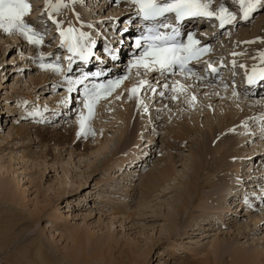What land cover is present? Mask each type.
Listing matches in <instances>:
<instances>
[{
	"label": "rangeland",
	"instance_id": "1",
	"mask_svg": "<svg viewBox=\"0 0 264 264\" xmlns=\"http://www.w3.org/2000/svg\"><path fill=\"white\" fill-rule=\"evenodd\" d=\"M207 1L209 0L202 3H208V11L213 14L220 13L219 10L223 8L221 3H229L226 8L233 7L230 12L235 16L233 25L229 23L223 32L213 38V45L217 51H223L224 57L223 66L220 67L223 78H220V75H213L215 80L213 83H219L216 81L219 79H222L221 82L231 79L236 84V87H231L232 89L235 87L233 91L238 89L240 92L234 94L230 89L221 90L220 85L215 87L212 84L213 87L208 85L211 88L207 91L202 90V86L198 88L194 83L192 94L195 100H198L197 103H193L194 109L188 107L186 102V99L190 100L189 104L194 102L191 100L192 95L189 94L193 92L191 87V92L183 91L184 98H182V93L172 92L170 82L153 81L151 78L146 80L148 84L140 89L137 98L134 95L137 99L134 105L132 102L134 97L129 94L123 83L121 84L123 89L120 88L118 92H113L111 97L108 96L110 98L106 100L104 98L96 104L94 116L88 122L91 134L87 131L82 138L80 134V138L72 140L71 132L73 130L76 134L81 113L86 117L87 109L84 108L82 101L70 99L71 96H68L69 100L65 98L61 108H54L55 113H51L53 117L44 128L50 126L52 130L39 134L45 137L44 143L36 134L29 137L31 142L24 137L22 139L19 135H14L10 137L11 139H8L10 135L7 138L1 137L0 264H32V262L34 264H203L200 261L203 260L205 253H210L212 261L217 259L216 255L221 253V250L216 249L217 243L220 246L227 244L228 248L232 249L221 255L220 261L216 262L232 264L230 255L236 251H264V218L258 222V217L264 214V197H260L259 204L251 201L247 203L249 194H253L248 190L251 186L246 184L245 187L239 186L238 190L240 189L241 194L245 191L244 194L250 193L246 197L241 194L237 196L234 195L237 192L231 181L225 191L226 194L224 193L226 197L215 202L207 192L213 180L207 179L208 171L203 170L196 176V185H199V189L191 199V205L186 207L183 203V193L187 186L185 183L188 184L194 178L193 163L196 149L199 147V139L202 135H206L211 125L226 122L228 120L224 116L226 113L240 116L243 125H232L229 128V134L241 144L239 150L234 148L230 151L234 157L239 155L238 159L230 163L232 166H229L227 171L231 173L230 178L237 179L238 173L240 176L243 173L248 174L253 169L251 171L247 169L255 167L252 164H257V167L264 161V115H261L264 110L260 107L264 104V100L258 99L263 98L264 93L259 95L256 92L260 93V91H255L251 86L250 93L247 92L244 83L246 78L249 80L250 75L244 77V80L242 78L244 73H241L242 69L250 70L254 66L245 65L246 59H250L249 63L254 60L248 52L255 47L248 48L249 45L264 47V0H260L255 9L249 13L248 16L252 17L248 21L238 23L236 20L244 13L241 0ZM44 2H47L48 8H53L62 20H68L65 22L72 19L73 25L76 23L73 17L77 13L78 20L85 24V27L89 26L90 33L99 26L100 23L97 25L95 22L102 14L103 17L108 18L105 20L108 23L105 28L108 29L112 28L109 26L111 17L118 16L117 22L121 24L118 33L127 25L124 24V18L130 15L126 13L122 18V15H119L122 10H114L115 6L121 8L125 0L119 3L120 6L115 5V0H69L66 5V1L61 0L63 6L59 10L54 7L60 4L59 0H28L30 12L27 16L33 28L41 31L42 37L47 33H42L45 29L39 27L38 21L45 22V20L31 19L37 14L39 18H43L44 5H46ZM247 2L248 0H245V3ZM73 8L75 10L69 13L68 10L71 11ZM109 10L113 13L110 16H108ZM129 12L133 13L130 10ZM27 16L24 18L25 22L28 20ZM215 17L211 19V25L215 23ZM203 21L193 20L189 27L195 30H213L210 23ZM201 24H204V27L198 28ZM46 26L49 28V25ZM118 27L110 30L114 33V37L115 33L117 35ZM101 30L103 31L104 27ZM14 33L15 35L11 34L10 38L7 36L0 39V124L2 126L5 118L12 117L11 111L12 113L20 111L21 108L18 107L21 104L29 105L33 102H36L33 103L34 105L37 104L40 93L36 90L40 87L43 90H48L44 88L51 90L52 85L56 83L57 86H68V80L64 81L60 76L54 79L49 76L45 86L33 85V79L38 81L42 76L44 77V74L39 73L41 67L37 65V62L40 64L37 60H40L41 54L43 56L48 54L49 51L46 49L51 47V39L44 38L42 45L30 48V45L25 44L26 42L20 41L18 38L20 33ZM194 33L198 34L197 31ZM25 40L27 41L26 38ZM128 50L120 46L121 53L125 54V51L128 53ZM261 54H264V50L257 57V61L260 59L258 64L263 62L261 65L257 64V69L264 66V57ZM224 64L230 66L227 68ZM230 74L231 77H228ZM256 74H262L261 70L254 75ZM45 75L47 77L48 74ZM141 77L142 75L138 76L136 82ZM131 81L135 80L123 82L133 84ZM164 84L170 85L165 89ZM227 85L229 87L232 82ZM57 86L56 90L60 89L61 93L67 94L62 90L63 88ZM145 88L147 91L144 90ZM215 88L222 94L217 95ZM19 94H24L26 97H20ZM214 94L217 97H214ZM232 94L236 98H233ZM173 95H177V101L172 99ZM59 96L61 94H58ZM124 105L134 106L132 118L128 117V112H124ZM7 112L9 115L6 114ZM251 113L257 117L254 118ZM55 115L59 117L55 118ZM133 118L140 122L135 143L132 147H121V141L129 135L131 125L134 124ZM154 124L156 126L151 127ZM7 125H10V122H7ZM38 125L34 124V126ZM184 125L197 130L191 131L192 135L188 137L182 149L167 147L169 140L170 145L173 142L172 145L176 146L171 137ZM55 130L65 137L56 138ZM84 144L89 146H83ZM27 153H30V157L26 159L24 155ZM44 156L47 157L48 166L44 165ZM169 157L177 161L173 169L174 174L159 182L156 178L161 177V173L167 167H171L172 160H169ZM216 157L211 156L208 160ZM13 185L19 188L18 194L25 193L21 205L17 202L13 203L9 198L8 190H11ZM150 185L152 191L148 190ZM243 188L246 190L244 191ZM160 189L168 191L163 194ZM235 196L242 202L246 198L243 202L246 206L243 211L234 208L238 201ZM233 200L234 205L230 202ZM248 204L251 205L247 207ZM178 207L182 208V212L177 214ZM173 228L175 230L172 231ZM75 231H81L86 238L91 237L89 242L85 241L83 245L76 246L71 239V234ZM109 238L110 242H113L112 251H107L109 244L105 243ZM41 248L47 258H42L43 262L42 259L36 258V250ZM96 253L98 256L94 257ZM83 254L89 257L87 262L82 259ZM261 264H264V255Z\"/></svg>",
	"mask_w": 264,
	"mask_h": 264
},
{
	"label": "bare ground",
	"instance_id": "2",
	"mask_svg": "<svg viewBox=\"0 0 264 264\" xmlns=\"http://www.w3.org/2000/svg\"><path fill=\"white\" fill-rule=\"evenodd\" d=\"M124 0H115V2L117 3L118 2V4H116L115 3V5H119V3L120 2H123ZM166 1H169V0H166ZM202 1H206V0H202ZM210 1V0H209ZM209 1H207V2H209ZM26 2H27V0H26ZM61 2V1H60ZM62 3V2H61ZM202 3V2H201ZM222 5H223V8H225L226 9V7L228 6V4L229 3H221ZM220 4V5H221ZM130 5V6H129ZM215 5V4H214ZM120 6V5H119ZM131 6H133V7H131ZM45 7H46V5H45ZM136 7V5L135 4H133L132 2L131 3H127V2H125L124 4H122V7L121 8H118V7H116L115 6V11H117L118 9H121V10H123L124 9V11L126 10V11H128L127 13H129L130 15L129 16H127L126 18H124L123 16H122V18H124L125 19V22H124V24L126 25L125 27H129V28H131V30H127V34H126V37L127 38H133V36H135V33H134V31H135V28H136V25H135V22H133L130 26H128V24H129V22L128 23H126V21H128V20H132L133 18H134V20H135V17L137 16V13H136V11H135V8ZM123 8V9H122ZM233 8H227L226 9V11H227V13L228 12H230L231 10H232ZM129 10L130 11H132L133 13H130L129 12ZM111 11V12H110ZM125 11V12H126ZM71 12H73L72 10H71ZM76 12V11H75ZM53 13H54V11H53ZM136 13V14H135ZM77 14V13H76ZM76 14H75V17H73V20L75 19V18H78L77 16H76ZM113 13H112V10H109V13H108V16H110V15H112ZM220 15V13L217 15V16H219ZM39 16V14H37V16L34 18H32L31 20H34L35 19V21H37V19H39V20H43L42 18H39L38 17ZM104 15L102 14V15H100V19L98 20V21H96L95 23L98 25L99 23V26H97V27H95V30H94V32H91L90 34H91V37H92V39H95L94 40V42L96 41V43H98L97 44V46H96V52L100 55V56H103L104 55V51L105 50H108V49H112L113 47L114 48H116V50H117V52H118V54L119 55H121V54H123L124 52H120V46H123L124 47V45L123 44H121V42H120V44H116V42H117V40H116V42L115 43H112V41H114L115 39H116V37H114L113 35H114V33H112L108 28H105L106 27V25L108 24L107 22H105V20L106 19H108V18H105V17H103ZM27 18H28V16H27ZM29 19L30 18H28V20L25 22V23H27V24H29V25H31V22L29 21ZM193 20H195V21H199V20H204L203 22H206L207 21V24H209V22H210V18H208L207 20L206 19H202V18H195V19H188V20H183L182 22H181V26L182 27H184V28H186V26L187 27H189V25L193 22ZM241 21H242V19H240ZM34 21V22H35ZM112 21L113 20H111L110 22H109V26H111V24H112ZM74 22H76L73 26L75 27V25L78 27V30L80 31H86V32H88V30H86V27H85V24H83L82 22H80V21H74ZM116 23H117V21H115ZM188 22H190V23H188ZM240 22V21H239ZM45 23V24H44ZM51 22H47L46 20H45V22H40V21H38V24H39V27H42V28H44L45 29V32L47 33H50L51 31H52V27L49 25ZM61 24L63 23V21H61L60 22ZM65 23H69V24H72L73 23V21H72V19H70L69 20V22H65ZM186 23H188V24H186ZM45 25H49V28L46 26L45 27ZM184 25V26H183ZM108 26V27H109ZM200 27H198V28H202V27H204V24H201V25H199ZM85 27V29L83 30V28ZM102 27H104V30L102 31L101 30V28ZM31 28H32V30H36V29H34L33 28V26L31 25ZM108 29V30H107ZM127 29V28H126ZM190 29H191V27H190ZM192 30H194V29H192ZM197 31H201V32H203V33H205L206 35H210V38H209V40L208 41H210L212 38H213V36H216L221 30H223L222 28L220 29V28H218L217 27V25H216V23L213 25V30H211V31H207V30H205V29H196ZM36 31H38V30H36ZM102 31V32H101ZM11 34H14L15 35V33L14 32H10V33H5V32H3L2 30H0V39H3L4 37H9L10 38V35ZM116 34V33H115ZM119 35H120V33H118ZM17 35V34H16ZM128 35H131V36H129L128 37ZM46 37H48L47 35L46 36H43V38H45V39H47ZM53 37V36H52ZM109 37V38H108ZM249 37V36H248ZM18 38L20 39V41L22 42H26L25 44L26 45H30V48L31 47H36V45H33V44H30V43H28L26 40H25V37L24 36H22V35H20V36H18ZM111 39V40H110ZM22 42V43H23ZM251 42V41H250ZM255 42V41H254ZM119 43V42H118ZM116 44V45H115ZM133 45H135V42H134V44ZM261 46V45H260ZM256 49H255V48ZM51 47H49V49H50ZM134 48V46H132V47H130L129 48V50H128V53L129 52H131L132 51V49ZM248 48H254V49H251L250 51L251 52H248V54L252 57V58H254V60L251 62V63H249V61L248 60H250V59H246V63H245V65H254V66H252L251 68H250V71L251 72H249V70L248 69H242V71H241V73H244V76L242 77L244 80H245V78L246 77H248L249 75L250 76H252V75H254L255 74V72H257V71H259V70H263L264 69V66H263V68H259V69H257L256 67L258 66V65H261V64H258L259 63V61H260V59L257 61V57H258V55L264 50V47H260V48H258V46L257 45H249V47ZM247 48V49H248ZM48 49V50H49ZM29 50H31V49H29ZM47 50V51H48ZM257 51H258V53H257ZM36 54V53H35ZM233 55H235V54H233ZM39 60V59H38ZM256 61V62H255ZM232 62H233V60H232ZM247 62H248V64H247ZM254 62H255V64H254ZM217 63H218V61L214 64V65H212V67H214L215 69H216V72H211V73H209L208 75H206V74H204V72H203V66H200L199 67V70H202V72L201 73H198V74H196V75H194L193 77H190V78H186V77H183V78H177V77H170V78H165V79H163V80H159L160 82H164V81H168V82H170L171 83V85H172V87H177V88H179L180 86H183V88L185 87V86H189V87H192L193 89H194V87H193V85H194V83H196L197 84V87L198 88H200L201 86L203 87V88H206V90L207 89H210L211 87H209L211 84L213 85V86H218V85H220L221 87L219 88V89H221L222 90V88H226V89H223V90H229L230 89V92H232L234 89H232L231 87L232 86H235L236 87V84L235 83H233L234 81L233 80H231L230 79V81L232 82V85H230L229 87H228V85H227V83H231L230 81H227V82H225L226 80H223L222 82H221V80L222 79H219V80H216L217 82H219V83H213V82H215V80H214V77H213V75H217V76H219L220 75V78H223L222 77V74H220V71H221V68H219V67H216V65H217ZM104 64V63H103ZM103 64L101 65V66H103ZM131 63L129 62L127 65H130ZM231 64V63H230ZM234 64V63H233ZM258 64V65H257ZM37 65H39V64H37ZM115 66H121V64H117V65H115ZM115 66H113V65H110V64H106L104 67H106V68H111V67H113V68H111L110 69V71L112 72V73H116V72H118V68L117 69H115L114 67ZM227 68H228V66H230L229 64L228 65H225ZM37 69V68H36ZM234 69H235V67H234ZM39 73H42V74H44V77L42 76L38 81H36L35 79H33V82H32V84L33 85H37L38 87H40V86H45L46 85V83H48L47 81H48V78H49V76L52 78L53 77V79L55 78V77H57V76H60L61 77V79H63L64 81H65V79H67L68 78V76L67 75H63V73H55V72H53V71H51V70H46V69H42V68H39ZM121 71H123L122 69H121ZM137 72V70L136 69H134L132 72H131V74H133V75H130V77L129 78H127V79H124L123 81H130V80H135V81H131L133 84H127L126 82H122L121 84H123V83H125V84H123L124 86H126V89L129 91V89H131L132 87H134V86H137L138 84H139V81L140 80H148V79H151V78H149L148 77V73L146 74V75H143L142 74V77H141V79L138 81V82H136V78L138 77V75L136 74V72ZM141 72H143V70L141 69L140 70ZM157 73V72H156ZM45 74H48L47 75V77H46V75ZM153 73H151L150 75H152ZM252 74V75H251ZM39 75V74H38ZM39 75V76H40ZM63 75V76H62ZM149 75V76H150ZM231 75L232 74H230L228 77H231ZM140 76V75H139ZM159 76H161V74H159ZM216 76V77H217ZM245 77V78H244ZM212 78V79H211ZM227 79V78H226ZM234 79V78H233ZM61 81V80H60ZM68 82V81H67ZM225 82V83H224ZM64 83V82H63ZM224 83V84H223ZM44 84V85H43ZM119 85L118 87H117V89L115 90V91H119V89L121 88V89H123V87H121V86H123V85ZM137 84V85H136ZM58 85V83H56L55 85H52V87H53V89H51V90H49L50 88H44V89H48V90H43L41 87H40V89L39 90H36V92H38V91H41L40 92V96H39V98L37 99V104L36 105H34L33 103H31V104H33L32 106H33V111L34 112H37V113H39V114H41L40 116H41V118H43L44 119V122H43V124H40V125H38V126H34V124H26L25 126H13V124H14V121L12 122V124H10V126L8 127V128H6V126H2L1 124H0V138L2 137H5L6 136V138L9 136V138L8 139H11L14 135H19V136H21L22 137V139H23V137H24V139L25 140H30L29 139V137L31 136V135H33V134H36L40 139H41V141H43V143H44V139H45V137H43V136H40L39 134H41L42 132H48V130H50L51 128H50V126H49V128L47 127V128H44V126L46 127V123L47 122H50L51 120H50V118L51 117H53V115L51 114V113H49V109L48 110H46V111H44V109H45V105L44 104H42V102H41V99H43V97L42 96H45L44 97V99H43V101H47V100H49V101H52V102H54V105H55V109H57V108H61L62 107V105H64V100H65V98L67 99L68 98V96H70V94L68 93V92H66L65 91V93H67V94H69V95H67V94H64V93H61V91H60V94H61V96H59L58 97V95H56V93L59 91V90H56V86ZM209 85V86H208ZM223 85V86H222ZM226 85V86H225ZM212 86V87H213ZM248 87V88H247ZM125 88V87H124ZM249 88H250V86H249V83L247 84V78H246V82L244 83V89H248L247 90V92H249ZM255 89V91H257V90H259L260 91V93L259 92H256V93H258L259 95L260 94H262V93H264V91L263 90H261V89H259V88H257V87H254ZM141 89V88H140ZM140 89H139V92H140ZM145 91H147V89L145 88L144 89ZM203 90V89H202ZM201 90V91H202ZM196 91V90H195ZM207 91H209V90H207ZM212 91V90H211ZM262 91V92H261ZM116 92V93H117ZM215 92H216V94L217 95H220V91L217 89L216 90V88H215ZM229 92V93H230ZM240 91L238 90V89H236L235 91H233V93H235V94H237V93H239ZM59 93V92H58ZM116 93H114V94H116ZM120 93V92H119ZM167 93H168V91H167ZM210 93V92H209ZM208 93V94H209ZM250 93V92H249ZM59 94V95H60ZM78 94V93H77ZM112 94V93H111ZM113 94V95H114ZM198 95H199V92L197 93ZM213 94V93H212ZM216 94H214L215 96L214 97H217V95ZM222 94V93H221ZM231 94V93H230ZM243 94H245V93H243ZM112 95V96H113ZM165 95V94H164ZM163 95V96H164ZM19 96L20 97H22V96H24V97H26L24 94H19ZM108 96H110L111 97V95H108ZM107 96V98H105L104 100H106V99H108V98H110V97H108ZM136 96V98H137V95H135ZM233 98H236V96L234 95V94H232L231 95ZM41 97V98H40ZM133 97H134V95H133ZM193 96H191V98H192ZM135 97L133 98V104L135 105V100H137ZM188 98H190V95L188 96ZM210 98V97H209ZM219 98H221V97H219ZM103 99V98H102ZM167 99V98H166ZM223 99V98H222ZM258 99H263L264 100V98H258ZM69 100V99H68ZM176 101L178 100V99H175ZM192 100V99H191ZM35 101H36V99H35ZM101 101H103V100H100L99 101V103L101 102ZM164 101V100H163ZM197 101L198 100H194V102H192V104L194 103H197ZM217 101V100H216ZM131 102V103H132ZM186 102L188 103V107H190V108H194L195 109V105L193 104H189V102H190V100L189 99H186ZM83 103V102H82ZM31 104H29V105H27L28 107L31 105ZM84 105V104H83ZM129 105H131V104H129ZM23 106H25V103H23V104H21L20 105V107H21V109H23L24 107ZM125 107H124V109H125V113L126 112H128V117H130V118H132V116L134 115V106H132V107H129V106H127V105H124ZM97 107H99V106H97ZM260 107H262L263 108V110H264V104L263 105H260ZM53 108V110L52 111H54L55 109ZM211 108V107H210ZM18 109H20V108H18ZM99 110V109H98ZM16 111V110H15ZM96 111H97V108H96ZM17 112H20L19 110L17 111ZM16 112V113H17ZM16 113H12V111H11V113H10V115H12V117L11 118H5V120H7L6 122L5 121H2V123L3 124H6L7 125V122H9V120L10 119H12L13 117H15L17 114ZM87 113H88V111H87ZM258 113V112H257ZM256 113V114H257ZM8 115H9V113H8ZM127 115H126V117H127ZM136 115V114H135ZM251 115L254 117V118H256L257 117V115H253V113H251ZM261 115H264V111L262 112V114ZM224 116H226V118L228 119L226 122H219L217 125H211L210 126V128H208V131L205 133L206 135H202V137H201V139H199V147H197V152H196V156H197V158H196V156L194 157L195 159H194V178H193V180H191L188 184H186L185 183V185H187L186 186V188L184 189V193H183V197H184V199H183V203H184V205L186 206V207H188L189 205H191V199L193 198V196L195 195V193H196V191L199 189V185H196V180H197V175L199 174V173H201L203 170H206V171H208V173H207V175H209V177L211 176V178H209V177H207V179H211V180H213V182L212 183H210L209 184V186H208V193H209V197L211 198V196L215 199V202H219L221 199H222V197H226V193H225V191H227V189L229 188V184L231 183V181H232V183H233V187H235V191L238 193L239 192V194H234V195H240L241 193H240V189L238 190V187L240 186V187H245V184H246V186L248 185V186H251L250 187V189H248L249 191H251V193H255L256 194V191H257V193H258V195L255 197V198H258L259 199V201H260V199L262 198L261 196L262 195H260V194H262V192L264 191V188L261 190V188L264 186V165L261 167L262 168V170H261V172L259 173V175L257 174V175H253V179L251 180V179H248L249 177H250V175L248 176V178H246V179H240L241 177H240V175H239V173L236 175L237 176V179L235 178V179H232V178H230V174H229V172H227L228 170H229V166H232V165H230V163L231 162H233V160L235 161L236 159H238V157H239V155L238 156H236V157H234V156H232L230 153V151H231V149L233 150L234 148H236V149H238L239 150V146H241V144L239 143V142H237L236 140H234V138L229 134V128H231L232 127V125L234 126H239L238 124H240L241 126H243L242 125V122H241V117L240 116H238V117H236V116H232V115H229L228 113H226V115H224ZM20 118H21V116H20ZM56 118H57V116H56ZM263 118V117H262ZM134 119V118H133ZM17 120V119H16ZM130 120V119H129ZM138 120V119H137ZM136 119H134V124H132L131 125V131H130V133H129V135H127L125 138H124V140H122L121 141V147H132V145L135 143V140H136V137H137V132L139 131V128H140V122L139 121H137ZM152 121H154V120H152ZM1 122V121H0ZM79 122V121H78ZM77 122V123H78ZM149 124H151L152 122H148ZM29 125H31V126H29ZM49 124H47V126H48ZM78 125V124H77ZM27 126V127H26ZM29 126V127H28ZM156 125L154 124V126H151V127H155ZM89 127V126H88ZM4 128V129H3ZM5 128L7 129L6 131L7 132H5ZM234 128H236V127H234ZM234 128H232V129H234ZM241 128V127H240ZM55 129V128H54ZM129 129V128H128ZM231 129V130H232ZM246 129H249V128H246ZM245 129V130H246ZM52 130V129H51ZM151 130V129H150ZM192 130H197L196 128H191V126H183L182 127V129L180 130V131H178L177 133H175V134H173L172 135V137H171V139L172 140H174L175 141V145L176 146H173L172 144H173V142H172V144L170 145V140H169V143H167V147H169V146H171L173 149H176V150H180V149H182V146L184 145V144H186L185 142L188 140V137L190 136V135H192L191 134V131ZM230 130V131H231ZM12 132V133H11ZM50 132H53V131H50ZM80 134H81V129H80V125L78 126V127H76V134H74V132H73V130H72V132H71V136H72V140L73 139H76V138H80ZM87 134V129L85 130V134H83V135H81V138L82 137H84L85 135ZM54 135H55V137L57 138H64L65 136L62 134V133H60V132H57L56 130H55V133H54ZM11 137V138H10ZM232 137V138H231ZM25 142V141H24ZM30 142H31V140H30ZM47 142V141H46ZM71 142V141H70ZM75 142V141H74ZM168 142V141H167ZM195 142V141H194ZM6 143V142H5ZM192 144H194V143H192ZM60 145V144H59ZM83 146H89L88 144H84ZM1 147V146H0ZM166 147V146H165ZM170 147V148H171ZM228 147V149H226ZM162 148V147H161ZM124 149V148H123ZM161 151V150H160ZM30 153H27V154H25L24 155V158H28V157H30V155H29ZM234 154H235V152H234ZM46 155H48V154H46ZM164 156V155H163ZM211 156H217L216 158H210L209 160H208V158L209 157H211ZM42 158V157H41ZM44 159H45V166H48V163L49 162H47V157L46 156H44ZM171 158L169 157V160H170ZM23 160V159H22ZM172 161H171V167H167L162 173H161V177H157L156 179L160 182V181H164V180H166L167 178H169L170 176H172L173 174H174V170L173 169H175V166H176V163L175 162H177V161H174L173 159H171ZM50 162H52V161H50ZM192 164V165H193ZM191 165V166H192ZM259 166V165H258ZM95 171V170H94ZM162 171V170H161ZM253 171V170H252ZM169 175V176H168ZM261 179H263V180H261ZM215 180V181H214ZM189 181V180H188ZM245 181V182H244ZM261 181H263V182H261ZM236 182V183H235ZM235 183V184H234ZM262 183V184H261ZM260 184V185H259ZM253 185H257V186H253ZM262 185V186H261ZM261 186V187H260ZM8 187H9V185H8ZM207 187V186H206ZM256 187V188H255ZM153 188H154V186H153ZM156 189V188H155ZM231 189H232V187H231ZM17 190H19V188L15 185H13L12 186V188H11V190H8V194H9V198H10V200L13 202V203H19L18 205H21V201H22V197L24 196V194H22V193H19L18 194V191ZM148 190H150V191H152L151 190V185L148 187ZM161 190V189H160ZM243 190L245 191L246 190V188H243ZM242 190V191H243ZM162 191V190H161ZM166 191H168V190H166ZM165 190H163L161 193H165L166 192ZM171 191H173V190H171ZM246 192V191H245ZM245 192H243L241 195L242 196H244V197H246V195H248L250 192H247V194H244ZM225 193V194H224ZM260 193V194H259ZM206 194V193H205ZM231 195H232V193H231ZM249 195H251V194H249ZM197 196V195H196ZM206 196V195H205ZM252 197H248L247 198V203H248V201H251V203H256V200L253 198V196L254 195H251ZM241 197V196H240ZM261 197V198H260ZM264 197V196H263ZM12 198V199H11ZM208 198V197H207ZM235 198H237L236 200H238L237 202H239V204H237V202L235 203V206H234V208H239V207H241L242 205H244V203L243 202H245L246 201V198H244L243 200V202L242 201H239V197H236L235 196ZM213 199V200H214ZM209 202H210V199L208 200ZM203 202V201H202ZM214 202V201H213ZM233 202H234V200L231 202L232 203V205H234L233 204ZM205 204V203H204ZM207 204V203H206ZM175 206V205H174ZM205 206V205H204ZM245 207L246 206H244V208L243 209H245ZM201 208V207H200ZM203 208H205V207H202V209ZM207 208V207H206ZM232 208V207H231ZM206 210V209H205ZM182 212V208H180V207H178V210H177V214L178 213H181ZM263 218H264V214L262 215V217H258V222H260V221H262L263 220ZM257 222V221H256ZM257 222V223H258ZM173 230H175V228H173L172 229V231ZM90 238L91 237H88V238H86L83 234H82V232L81 231H75V232H73L72 234H71V239L74 241L73 243L76 245V246H80V245H83L84 243H85V241L86 242H89V240H90ZM105 243L107 244H109V246H108V249H107V251H112L113 250V248H111L112 247V245H113V242L111 243L110 242V238L109 239H106V241H105ZM106 244H105V246H106ZM35 245V244H34ZM216 249H219V250H221V253L220 254H218V255H216L217 256V259L215 260V261H212V259L210 258V253H205V254H203V260H201L200 261V263H203V264H221L220 262H216V261H220L219 259H220V257H221V255H224V254H226L227 252H229V251H231V249L230 248H228V245L227 244H223L222 246H220V245H218V243L216 244ZM36 250V249H35ZM37 251V253H36V258L38 259V260H41L42 258H46L45 256H46V254L43 252V250H42V248L41 249H39V250H36ZM39 252H41V253H39ZM81 252V251H80ZM150 252V251H149ZM214 252H212V254H213ZM16 254V253H15ZM121 253H119V255H120ZM195 254V253H194ZM264 255V251L263 250H252V251H246V250H239V251H236L235 253H233L232 255H230V257L232 258V264H261V259H262V256ZM98 256V254L96 253L95 254V256L94 257H97ZM215 256V257H216ZM215 257H214V259H215ZM15 258H17V257H15ZM32 258V257H31ZM35 258V259H36ZM47 259V258H46ZM82 259H84L86 262L89 260V257H86L84 254H83V257H82ZM44 260L42 259V262H43ZM82 261V260H81ZM27 262H28V259H27ZM40 262V261H39ZM118 262L120 263V261L118 260ZM47 263V262H46ZM50 263H51V261H50ZM58 263V262H57ZM32 264H34L33 262H32ZM59 264V263H58ZM223 264H225V263H223Z\"/></svg>",
	"mask_w": 264,
	"mask_h": 264
},
{
	"label": "snow or ice",
	"instance_id": "3",
	"mask_svg": "<svg viewBox=\"0 0 264 264\" xmlns=\"http://www.w3.org/2000/svg\"><path fill=\"white\" fill-rule=\"evenodd\" d=\"M133 4L137 6V15L141 16L144 21H155L156 18L163 16L165 13H175L177 20L183 19L186 16H204L212 17L214 14L208 11V3H201L200 0H169V2L160 3L158 0H131ZM260 0H241V7L244 9L243 15L247 17L252 12ZM62 4L55 5V9L59 10ZM220 15L217 17L220 20V25L223 27L225 23H232L235 20V16L227 13L225 8H221ZM30 12V5L26 0H0V30L5 33L18 32L24 36L28 43L40 46L43 44V37L34 32L28 24L25 23L24 18ZM53 23H57L53 21ZM57 27L60 25L57 23ZM170 25L167 23H161L159 28L167 29ZM159 28L147 27L144 29L145 34L135 40V48L139 50V54L134 57L129 70L135 68L136 74L146 75L149 72H159L161 75L173 72L179 67L181 74L185 72L191 73V70L187 68V64L190 60L200 59V55L203 52H207L208 49L197 48L195 45L199 44V41L194 40L191 35L188 36V44H183L178 41L179 32L173 28L171 34H165L159 31ZM61 47H66L68 52L71 53L66 59L69 64L72 63L73 57H79L81 60H88L91 56V45L86 43L89 37L84 32H78L75 28L69 27L66 30L60 31ZM264 57V54H261ZM45 57L40 55L42 69L51 70L55 73H62V69L58 64H46L43 63ZM212 72H216L210 64L208 65ZM243 67V65H242ZM143 70L141 72L140 70ZM71 71V69H69ZM195 75V73H191ZM99 75V73H97ZM253 76H249V82H252ZM261 79H264V73L260 75ZM88 79L87 75L81 79L68 83L84 85V108L87 109L88 115L85 117L83 113L80 116V129L81 135L85 134L87 129L91 134V129L88 128V122L94 116V108L96 104L102 98H107L108 95L118 87L124 79L122 77L117 80H110L107 84H93L91 86L85 85L84 82ZM146 80H140L137 86L129 89L130 95L139 94V89L147 85ZM150 87V85H149ZM168 84H164V88L167 89ZM72 89L70 88L69 91ZM185 89L183 86L172 87L173 93H183ZM163 95V93H160ZM235 94V93H234ZM177 95H173L172 99H177ZM195 100V97H192Z\"/></svg>",
	"mask_w": 264,
	"mask_h": 264
},
{
	"label": "trees",
	"instance_id": "4",
	"mask_svg": "<svg viewBox=\"0 0 264 264\" xmlns=\"http://www.w3.org/2000/svg\"><path fill=\"white\" fill-rule=\"evenodd\" d=\"M186 24H188V23H186Z\"/></svg>",
	"mask_w": 264,
	"mask_h": 264
}]
</instances>
